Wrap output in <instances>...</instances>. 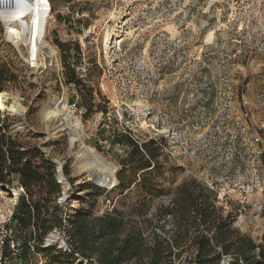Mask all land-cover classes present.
<instances>
[{"label":"rangeland","instance_id":"rangeland-1","mask_svg":"<svg viewBox=\"0 0 264 264\" xmlns=\"http://www.w3.org/2000/svg\"><path fill=\"white\" fill-rule=\"evenodd\" d=\"M49 2L44 39L55 55L42 48L36 72L27 47L7 40L0 21V63L15 76L0 93V112L13 137L38 147L62 173L69 170L54 206L66 217L80 206L95 215L113 208L127 214L145 195L139 179L122 194L115 187L72 192L103 172L81 147L117 172L125 150L110 136L127 131L165 143L163 174L154 176L165 194L151 199L148 216L194 178L216 193L234 229L264 242V0ZM63 96L82 122L72 144L64 124L54 119L46 127L41 114L52 97ZM14 101L21 112L8 109ZM21 193L15 184L0 187V244ZM53 234L54 246L63 247L64 234Z\"/></svg>","mask_w":264,"mask_h":264},{"label":"trees","instance_id":"trees-1","mask_svg":"<svg viewBox=\"0 0 264 264\" xmlns=\"http://www.w3.org/2000/svg\"><path fill=\"white\" fill-rule=\"evenodd\" d=\"M14 78L0 63V93ZM8 119L0 112V187L15 184L22 193L4 225L8 234L1 240L0 264H34L35 255L43 258L41 264H264V242L234 229L231 214L217 207L216 193L194 178L182 182L168 203L148 216L151 199L165 194L154 180L167 159L163 139L139 141L127 131H113L111 145L125 150L117 162L115 189L122 194L139 179L145 195L127 214L113 208L95 215L91 206H80L66 217L53 204L61 193L55 163L38 147L13 137ZM63 173L67 177L69 170ZM79 188L100 190L83 183L72 192ZM55 230L64 234L66 249L44 247Z\"/></svg>","mask_w":264,"mask_h":264},{"label":"bare ground","instance_id":"bare-ground-1","mask_svg":"<svg viewBox=\"0 0 264 264\" xmlns=\"http://www.w3.org/2000/svg\"><path fill=\"white\" fill-rule=\"evenodd\" d=\"M49 9L50 3L48 0H0V21L6 28L5 37L15 45H25L27 47V61H29V57H34L36 61L32 69L34 72L42 65L40 59L42 48H47L50 56L55 55L54 49L44 39L45 26L50 19L51 12L48 11ZM3 106L1 99L0 107L3 108ZM8 109L16 112L22 111L17 101H14ZM41 114L46 127L54 119L64 124L70 131L71 144L78 139L82 122L79 117L68 110L65 96L62 98L52 97L42 107ZM80 152L81 155L91 154L101 164L103 169L101 177L109 179L111 184L114 183V168L109 166L98 153L87 146H82ZM79 171L80 167H77L76 172Z\"/></svg>","mask_w":264,"mask_h":264},{"label":"water","instance_id":"water-1","mask_svg":"<svg viewBox=\"0 0 264 264\" xmlns=\"http://www.w3.org/2000/svg\"><path fill=\"white\" fill-rule=\"evenodd\" d=\"M113 168H114V173L113 174H114V178H115L114 183L111 184V182H110L109 179H104L101 176L100 177H94L89 182L91 184H93L94 186H97V187L103 188V189H107L108 187H115V186H117L118 181H117L116 176H115V174H116V167L113 166ZM56 178L58 180V183L61 184V183L64 182V184L66 185L65 178L63 176V173H62V170H61L60 167H57V169H56ZM56 239H58V236L55 235V234H53V232L50 233V234H48L47 237L44 240V247L54 246V243H55V240ZM62 244H63V247L60 246L58 248L59 249H61V248L66 249L67 248V244H66V242L64 240H62Z\"/></svg>","mask_w":264,"mask_h":264},{"label":"built area","instance_id":"built-area-1","mask_svg":"<svg viewBox=\"0 0 264 264\" xmlns=\"http://www.w3.org/2000/svg\"><path fill=\"white\" fill-rule=\"evenodd\" d=\"M48 11L51 12V5H50V9ZM40 57H41V54H40ZM28 60H29V61H27L28 67L30 69H33V66H35V64H36L35 58L34 57H32V58L29 57ZM66 105H67L68 110L71 111L72 113H75L77 111V106H76L75 103H69V102L66 101Z\"/></svg>","mask_w":264,"mask_h":264}]
</instances>
